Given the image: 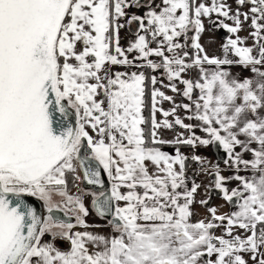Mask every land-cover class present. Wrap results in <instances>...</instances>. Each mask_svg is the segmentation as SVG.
<instances>
[{"label": "snow or ice", "instance_id": "snow-or-ice-1", "mask_svg": "<svg viewBox=\"0 0 264 264\" xmlns=\"http://www.w3.org/2000/svg\"><path fill=\"white\" fill-rule=\"evenodd\" d=\"M234 3L0 0V264H264V0Z\"/></svg>", "mask_w": 264, "mask_h": 264}, {"label": "crops", "instance_id": "crops-1", "mask_svg": "<svg viewBox=\"0 0 264 264\" xmlns=\"http://www.w3.org/2000/svg\"><path fill=\"white\" fill-rule=\"evenodd\" d=\"M230 3L233 4V7H235V3L234 0H229ZM230 23V21H229ZM206 26H207V21H206ZM223 30V29H222ZM248 32L249 30L246 28L244 31H242L240 33L241 36H248ZM121 36L123 37L121 43L122 44H126L127 40L129 38V33L126 30H122L121 31ZM226 36H223L222 34H220L219 32H216L214 29L212 31H205V33L203 34V36L201 37V43L204 44V46L206 47V49L209 51L210 54L212 53H216L219 54L220 52V45L224 42ZM253 43V41L251 39H249L247 41V44L251 45ZM234 72L240 73L242 76H248L249 73L247 71L242 70L241 68H234L233 69ZM169 95H171L172 93L169 92ZM165 107H170L169 104L165 103L164 105ZM166 135H168L169 137L172 135L171 133H166ZM168 151H172L171 148L167 149ZM185 152H189L191 151L190 149H185ZM200 154L207 156L209 159H211L213 161V163L216 162V153L214 152V150L211 148V146H209L207 149H200ZM222 168L224 167V165L221 166ZM210 177L208 176H200L198 178V180L203 181L205 183H207L209 181ZM212 205H216V206H222L220 207V211L221 212H229L231 211V206L228 205L221 197L219 194L215 195L213 200L211 201ZM195 211L199 214L198 216L194 217V219H198V218H202L205 215H207V210L199 205L195 206ZM88 221L90 224H95V223H103L102 221H99L97 219V217L95 215L89 216L88 217ZM98 231L101 232H106L108 231V229L106 228H100L97 229ZM222 230H217V234H221Z\"/></svg>", "mask_w": 264, "mask_h": 264}, {"label": "water", "instance_id": "water-1", "mask_svg": "<svg viewBox=\"0 0 264 264\" xmlns=\"http://www.w3.org/2000/svg\"><path fill=\"white\" fill-rule=\"evenodd\" d=\"M212 148V147H211ZM213 149V148H212ZM214 150V149H213ZM214 152L216 153V155H217V157H216V161H217V158L218 157H220V158H223L224 157V153H223V151L221 150V151H217V150H214ZM223 165V162H222V159L220 160V166H222ZM83 187L85 188V189H90V190H95L94 188H92V186H87V185H85L84 183H83Z\"/></svg>", "mask_w": 264, "mask_h": 264}, {"label": "flooded vegetation", "instance_id": "flooded-vegetation-1", "mask_svg": "<svg viewBox=\"0 0 264 264\" xmlns=\"http://www.w3.org/2000/svg\"><path fill=\"white\" fill-rule=\"evenodd\" d=\"M132 11H134V12H142L143 11V9H132ZM216 32H219L220 34H222L223 36H227L228 35V33L225 31V30H222V29H219V30H217V29H214ZM185 150V149H184ZM82 184V186H83V183H81ZM84 188V187H83ZM85 189V188H84ZM86 190H88V189H86ZM64 247H67V244H64L63 245Z\"/></svg>", "mask_w": 264, "mask_h": 264}, {"label": "rangeland", "instance_id": "rangeland-1", "mask_svg": "<svg viewBox=\"0 0 264 264\" xmlns=\"http://www.w3.org/2000/svg\"><path fill=\"white\" fill-rule=\"evenodd\" d=\"M80 187H81L82 189H84L83 186H82V184H80ZM73 191H75V190H73ZM90 199H91V197H89V202H90Z\"/></svg>", "mask_w": 264, "mask_h": 264}, {"label": "built area", "instance_id": "built-area-1", "mask_svg": "<svg viewBox=\"0 0 264 264\" xmlns=\"http://www.w3.org/2000/svg\"><path fill=\"white\" fill-rule=\"evenodd\" d=\"M182 151H184V149H182ZM196 166L195 165H193V168H195Z\"/></svg>", "mask_w": 264, "mask_h": 264}, {"label": "trees", "instance_id": "trees-1", "mask_svg": "<svg viewBox=\"0 0 264 264\" xmlns=\"http://www.w3.org/2000/svg\"><path fill=\"white\" fill-rule=\"evenodd\" d=\"M73 190H75V189H73Z\"/></svg>", "mask_w": 264, "mask_h": 264}]
</instances>
